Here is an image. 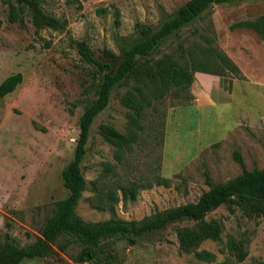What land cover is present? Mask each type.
Instances as JSON below:
<instances>
[{
    "label": "rangeland",
    "instance_id": "rangeland-1",
    "mask_svg": "<svg viewBox=\"0 0 264 264\" xmlns=\"http://www.w3.org/2000/svg\"><path fill=\"white\" fill-rule=\"evenodd\" d=\"M187 1L40 0L46 14L65 21V28L58 30L36 28L25 7L19 11L23 25L8 22L9 4L19 5L0 0V83L9 75H22L13 91L0 96V249L7 237L20 246L34 241L55 202L68 194L61 171L73 158L79 118L96 99L102 77L79 54L76 42L106 60L111 72L123 50L141 37L136 22L153 33ZM261 15L264 0L214 4L209 13L172 33L144 57L154 60L169 54L189 63L190 50L211 62L220 61L217 53L228 57L240 74L225 71L220 76L229 82L223 100L214 98V104L204 101L198 107L191 87L185 92L172 89L146 107L133 126L130 109L120 99L134 82L114 88L90 128L81 163L86 189L75 210L79 218L141 220L197 201L209 189L206 176L215 185L241 174L235 151L248 170L264 168V39L253 29L230 27ZM104 50L114 57L105 59ZM102 124L124 134L133 131L135 141L129 149L107 142L99 132ZM160 177L168 185L159 184ZM131 183L137 186L136 197L124 198L120 187ZM102 185L118 192L119 200L111 207L92 205L95 188ZM206 219L223 226L219 241L208 239L197 248L214 253L212 262L180 252L176 230L192 225L182 221L145 234L135 244L126 234L107 239L92 260L75 261L80 246L62 240L65 251L55 246L52 254L20 264H264V215L249 217L235 204H225ZM232 240L243 244L244 260L231 251Z\"/></svg>",
    "mask_w": 264,
    "mask_h": 264
},
{
    "label": "trees",
    "instance_id": "trees-1",
    "mask_svg": "<svg viewBox=\"0 0 264 264\" xmlns=\"http://www.w3.org/2000/svg\"><path fill=\"white\" fill-rule=\"evenodd\" d=\"M233 1L238 0H188L178 8L172 18L163 22L153 33H149V26L136 22L135 29L141 37L123 50L121 61L111 72L108 71L111 66L106 60L96 58L84 42H76L79 54L85 61L94 65L102 73V77L98 84L96 99L85 107L79 118V135L73 158L61 171L62 183L68 194L55 202L52 214L46 219L39 236L34 241L20 246L8 237L4 239L0 249V264H20L25 260L44 258L55 252V246L65 251V246L60 244L62 240L80 246L74 256L75 261L92 260L97 257L101 243L107 239L126 234L128 241L135 244L137 239L145 234L182 221H191L192 225L178 227L176 230L180 252L193 253L198 260L212 262L215 260L214 253L205 249L197 250L205 240L219 241L221 239L223 226L216 219L207 220L208 213L221 205L235 204L249 217L259 218L264 215V168L248 170L238 151L234 152V158L242 167L241 174L215 185L206 176L209 189L204 191L197 201L157 211L141 220L110 218L104 221L85 222L75 212L82 193L86 189L81 163L86 154L90 128L95 117L108 106L115 87L134 82V85L124 92L120 101L123 106L130 109L129 121L131 125L136 126L145 108L151 106L154 100L162 99L172 89L178 92L189 90L194 82L195 72L217 76H223L225 71L235 75L240 74L238 66L219 53H217L219 62L197 57L192 50L189 51V63H181L169 54L154 60L144 58L172 33L203 14L209 13L214 4ZM16 2L18 7L12 3L8 6V22L23 25L24 19L19 11L25 7L30 12V20L36 28L49 27L58 30L65 28V21H60L42 10L40 0H16ZM1 24L0 20V26ZM230 27L231 29H253L264 39V15L255 19L237 21ZM103 56L105 59L114 57L108 50L103 51ZM219 65H222L224 69H218ZM21 80V73L7 76L0 83V96L13 91ZM99 132L107 142L119 148L129 149L135 141L133 131L124 134L109 125L102 124ZM157 182L168 185V180L163 177H160ZM120 188L124 198L136 197L135 183L122 185ZM118 200L117 190L104 188L102 185L95 188L91 202L96 208H104L111 207ZM229 247L239 261L244 260L247 252L241 242L232 240L229 242Z\"/></svg>",
    "mask_w": 264,
    "mask_h": 264
},
{
    "label": "crops",
    "instance_id": "crops-1",
    "mask_svg": "<svg viewBox=\"0 0 264 264\" xmlns=\"http://www.w3.org/2000/svg\"><path fill=\"white\" fill-rule=\"evenodd\" d=\"M194 77L195 82L191 85V92L194 95L195 101L198 102V107H201L200 103L204 101H207L208 104L210 102L214 104L216 99L223 100L225 94L229 92V82L220 76L196 72ZM196 80L199 81V87L196 85ZM200 80H203V82H200Z\"/></svg>",
    "mask_w": 264,
    "mask_h": 264
}]
</instances>
